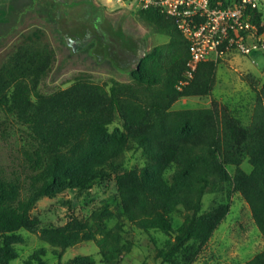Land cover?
Masks as SVG:
<instances>
[{"label": "trees", "instance_id": "1", "mask_svg": "<svg viewBox=\"0 0 264 264\" xmlns=\"http://www.w3.org/2000/svg\"><path fill=\"white\" fill-rule=\"evenodd\" d=\"M137 16L168 40L138 60L132 54L135 43L120 35V62L124 68L138 63L131 84L114 83L106 89L79 78L65 89L43 95L38 86L52 53L34 42L19 46L0 66L3 123L23 127L31 146L24 157L33 173L29 193L23 197L17 184L0 177V264L15 257L10 240L19 230L38 229L31 216L38 200L89 185L109 173L105 166L114 173L125 220L145 232L173 233V240L156 248L155 257L163 263L192 264L229 211L228 203L218 202L202 212V199L226 185L241 194L255 226L264 232L262 97L257 96L247 127L216 105L174 109L179 98L210 94L216 61L199 63L188 78V40L176 19L155 7L137 10ZM129 54L133 60L124 61ZM116 121L120 126L110 131L109 125ZM131 145L142 149L149 165L139 170L124 166V152ZM244 157L252 167L249 173L240 167ZM227 165L235 167L232 175ZM180 210L186 213L184 221L174 229L172 214ZM106 214L95 213L93 223L74 220L46 235L65 248L84 234L111 262L123 249L122 227L118 224L110 231L103 222ZM95 230L102 236L97 238ZM244 264H264V249Z\"/></svg>", "mask_w": 264, "mask_h": 264}, {"label": "rangeland", "instance_id": "2", "mask_svg": "<svg viewBox=\"0 0 264 264\" xmlns=\"http://www.w3.org/2000/svg\"><path fill=\"white\" fill-rule=\"evenodd\" d=\"M120 35L135 43L132 54L138 60L168 40L152 32L137 16L134 6L116 0H0V66L24 44L34 42L47 48L52 53V62L39 82L38 89L43 95L65 89L79 78H88L106 89L114 83H133L138 63L124 68L120 62ZM83 36L88 39H78ZM132 54L126 55L124 61L133 60ZM216 64L210 94L179 98L173 108L216 105L227 109L247 127L257 96L264 101V54L248 57L227 53ZM5 120L0 112V177L17 184L23 197L29 193L33 174L24 157L31 148L30 141L23 127L3 123ZM118 126L116 121L109 125V130ZM147 165L141 148L131 145L125 150L127 169L139 170ZM240 167L247 173L251 171L247 157ZM105 168L109 173L85 187L66 188L38 200L31 210L38 229L19 230L12 237L10 244L15 257L6 264H166L155 257V251L167 240H173V233L160 229L145 232L125 220L114 173ZM226 169L232 175L235 167L227 165ZM152 171L157 172L155 167ZM218 202L228 203L229 211L192 264H244L264 249V232L255 226L241 194L229 185L224 190L208 192L202 199L201 211ZM101 211L107 213L103 222L110 231L118 224L122 227L119 237L123 249L111 262L103 258L96 242L84 234H79L65 248L46 235V231L74 220L93 223L94 214ZM185 214L182 210L172 214L174 229L184 221ZM95 234L97 238L102 236L97 230ZM2 241L0 237V244Z\"/></svg>", "mask_w": 264, "mask_h": 264}, {"label": "built area", "instance_id": "3", "mask_svg": "<svg viewBox=\"0 0 264 264\" xmlns=\"http://www.w3.org/2000/svg\"><path fill=\"white\" fill-rule=\"evenodd\" d=\"M116 1L137 10L155 7L176 19L188 40V78L199 63L216 61L227 53L264 54V0Z\"/></svg>", "mask_w": 264, "mask_h": 264}, {"label": "flooded vegetation", "instance_id": "4", "mask_svg": "<svg viewBox=\"0 0 264 264\" xmlns=\"http://www.w3.org/2000/svg\"><path fill=\"white\" fill-rule=\"evenodd\" d=\"M88 39V37L87 36H83V37H80V38H78L79 40H83V39Z\"/></svg>", "mask_w": 264, "mask_h": 264}]
</instances>
